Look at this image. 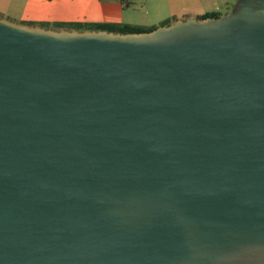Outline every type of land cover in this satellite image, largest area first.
<instances>
[{
  "label": "water",
  "instance_id": "1",
  "mask_svg": "<svg viewBox=\"0 0 264 264\" xmlns=\"http://www.w3.org/2000/svg\"><path fill=\"white\" fill-rule=\"evenodd\" d=\"M0 264H264V0L132 33L0 16Z\"/></svg>",
  "mask_w": 264,
  "mask_h": 264
},
{
  "label": "crops",
  "instance_id": "2",
  "mask_svg": "<svg viewBox=\"0 0 264 264\" xmlns=\"http://www.w3.org/2000/svg\"><path fill=\"white\" fill-rule=\"evenodd\" d=\"M134 3L139 14L126 13ZM238 0H0V14L24 23H126L159 27L187 17L229 13ZM129 7V5H128ZM227 8V11L223 10ZM130 8V7H129Z\"/></svg>",
  "mask_w": 264,
  "mask_h": 264
},
{
  "label": "trees",
  "instance_id": "3",
  "mask_svg": "<svg viewBox=\"0 0 264 264\" xmlns=\"http://www.w3.org/2000/svg\"><path fill=\"white\" fill-rule=\"evenodd\" d=\"M221 12H211L204 15L199 16L200 19H205L208 17H219L221 16ZM171 23V20L165 21L163 25H168ZM67 24V25H66ZM60 28L66 29H78L80 31L86 29H93V30H108L114 32H121V33H132V32H144V31H151L156 27H144L126 23H94L93 27H88L87 24L84 23H63L58 25Z\"/></svg>",
  "mask_w": 264,
  "mask_h": 264
},
{
  "label": "rangeland",
  "instance_id": "4",
  "mask_svg": "<svg viewBox=\"0 0 264 264\" xmlns=\"http://www.w3.org/2000/svg\"><path fill=\"white\" fill-rule=\"evenodd\" d=\"M128 5H129V7H128ZM135 7V5H134V3H132V4H127V1H126V9H130V10H127L126 11V13H134V14H139L138 12H135L134 10H133V8ZM223 10L224 11H227V8L226 7H223ZM10 15L12 16V17H8L7 15L5 16V15H2V14H0V16L1 17H7V18H9V19H11V20H13V21H15V22H19V21H17L18 19H16V17H15V14L14 13H10ZM20 23H24V22H20ZM26 24H30V25H33V24H31V23H26ZM60 24H63V23H50V24H44V25H42L43 27H46V28H53V29H62V28H60L58 25H60ZM87 25H88V27H90V28H92L93 27V24H94V22H89V23H86ZM36 25H41V24H36ZM67 25V24H66ZM71 30V29H70ZM93 30V29H92Z\"/></svg>",
  "mask_w": 264,
  "mask_h": 264
}]
</instances>
